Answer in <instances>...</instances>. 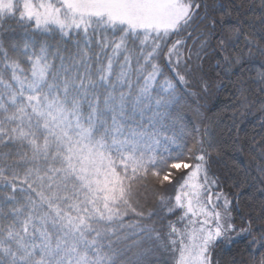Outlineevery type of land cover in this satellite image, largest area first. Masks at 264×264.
<instances>
[{
	"label": "snow or ice",
	"instance_id": "6c2138e0",
	"mask_svg": "<svg viewBox=\"0 0 264 264\" xmlns=\"http://www.w3.org/2000/svg\"><path fill=\"white\" fill-rule=\"evenodd\" d=\"M253 25L246 0H0V264H221L242 241L264 264V204L238 211L181 108L233 76L247 107Z\"/></svg>",
	"mask_w": 264,
	"mask_h": 264
},
{
	"label": "trees",
	"instance_id": "16d2710c",
	"mask_svg": "<svg viewBox=\"0 0 264 264\" xmlns=\"http://www.w3.org/2000/svg\"><path fill=\"white\" fill-rule=\"evenodd\" d=\"M247 14L254 20L250 30L258 47H253L251 56L243 76L246 95L249 103L247 107L238 104V76H233L231 81H224L225 86L213 87L206 96L186 97L181 102L185 114V122L189 130L209 128L215 135L218 144L213 151V170L224 180L229 190L238 194V211L247 216L255 214L264 204V151L257 147L264 137V112L259 109L264 105V83L259 82L258 73L264 71V25L261 17L264 16V0H246ZM199 107V116L195 109ZM195 134V132H194ZM149 208H155L151 199ZM256 227H260L256 219ZM256 252L249 248L247 241H242L230 252L219 253L221 264H241L247 261L250 254ZM160 260H168L167 254Z\"/></svg>",
	"mask_w": 264,
	"mask_h": 264
}]
</instances>
